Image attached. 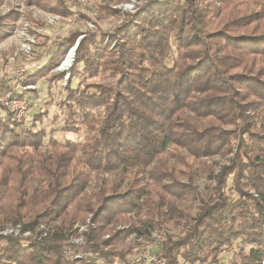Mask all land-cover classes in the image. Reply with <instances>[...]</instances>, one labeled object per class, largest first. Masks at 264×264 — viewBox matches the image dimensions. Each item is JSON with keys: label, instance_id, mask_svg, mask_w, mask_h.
<instances>
[{"label": "trees", "instance_id": "trees-1", "mask_svg": "<svg viewBox=\"0 0 264 264\" xmlns=\"http://www.w3.org/2000/svg\"><path fill=\"white\" fill-rule=\"evenodd\" d=\"M111 2L96 1L100 17L121 15ZM25 3L71 16L66 0ZM246 5L264 20V0H148L108 30L79 13L95 28L70 31L50 63L79 42L62 131L84 126L88 135L60 142L0 101V229L48 228L40 241L0 237V264H149L137 241L159 229L165 264H223L237 241L226 264H264V31L238 25ZM228 11L239 18L216 30ZM16 18L0 17V41ZM101 76L110 83H89ZM8 95L24 98L0 84V98ZM216 156L223 161H205ZM201 179L211 183L204 192ZM88 215L94 226L79 235L73 226ZM112 224L129 234L103 240ZM81 235V246L70 242Z\"/></svg>", "mask_w": 264, "mask_h": 264}, {"label": "rangeland", "instance_id": "rangeland-1", "mask_svg": "<svg viewBox=\"0 0 264 264\" xmlns=\"http://www.w3.org/2000/svg\"><path fill=\"white\" fill-rule=\"evenodd\" d=\"M96 1L99 0H66L68 7L70 8L71 16L69 18H60L52 23L54 15L49 11L43 10L37 6H28L25 0H4L0 3V17L6 14H14L17 16L13 25L8 28L7 34H4L5 38L0 41V84L10 85L15 94L23 95L24 98H15L12 95H8L5 98H0V101L7 107L5 101L7 99H15L17 102L26 107L25 114L22 118L26 123L25 126L32 128L34 131L44 129L47 132L51 130H56L55 138L60 142H65L67 140L82 141L87 135L88 131L84 126H81L78 133H66L62 129L66 123V107L63 102L66 97V82L70 76V68L73 64L79 42H77L73 47L67 50L66 56L57 64V66H52L50 63V58L52 53L57 49V43H60L63 38H65L68 33L75 29H80L86 31L90 28V23L88 19L82 17L79 13L93 19H98L101 26L104 29H111L113 26L121 25L125 23L128 18L120 16L111 17H100L96 11ZM101 0L100 2H102ZM130 0H112L111 4L114 9L128 8ZM144 4V3H143ZM141 4V5H143ZM140 5V6H141ZM238 13L248 15L249 18L239 19V24L250 23L252 21H257L254 26H257V30L260 32L264 31V20L262 16H259L260 9L254 5L241 6L238 9ZM132 12H128L131 14ZM127 14V15H128ZM239 16H230L229 11L222 16L219 21L216 30H223L229 22L234 19H238ZM121 23V24H120ZM43 25V28L40 25ZM82 38V37H81ZM126 48V47H125ZM124 48V49H125ZM173 55L177 57V52L175 47H173ZM74 52V58L72 64L68 69H64L63 65L67 61L69 54ZM169 66L172 65L171 61H168ZM64 74V79L54 78L56 76H61ZM109 74V73H107ZM104 77L107 75L104 73ZM22 78L24 80L23 84L19 89H16L17 85H14L16 79ZM37 79L35 83H31L32 79ZM101 77L90 78L89 83L96 82V84L103 83L109 84V80ZM53 80V81H51ZM56 81V82H55ZM78 80L73 82V86L76 87ZM112 83V82H111ZM24 102V103H23ZM8 110L13 111L9 107ZM104 109L94 110L95 114H98V118H103ZM17 115V113H15ZM42 117L40 121H33L37 117ZM18 117V116H17ZM19 119V118H18ZM46 139L45 142H47ZM47 144V143H46ZM205 161L209 165H213L215 162H222L221 157L216 156L212 158H206ZM106 178L111 179L110 176L106 175ZM95 180L92 181L94 183ZM187 182V181H186ZM211 184L207 179H201L197 182L200 190L204 192L205 186ZM88 193L91 190H87ZM181 205L184 208H189L193 205V201L182 202ZM92 215H88L85 222H79L73 226L74 231L76 230L78 234H84L88 231L89 225L94 226L92 223ZM38 232L41 228H38ZM170 234H178L181 229H176L171 226ZM167 229H159L154 237H149L147 239H141L137 241L140 251L145 257L143 248L149 242L161 243L160 248L162 249L164 242L167 241ZM125 231L129 234L130 230L127 226L122 224L108 226L106 234L103 240H109L114 234V232ZM32 236L40 237V234L34 233ZM83 239L84 235L80 237L71 238V241ZM133 239L130 237L129 241ZM84 242V241H83ZM242 246L240 241H237L235 245L224 251L222 255V263L226 264L231 258H233L234 253ZM159 256V255H157ZM165 258L164 256H160ZM149 263V262H147ZM150 264V263H149Z\"/></svg>", "mask_w": 264, "mask_h": 264}, {"label": "built area", "instance_id": "built-area-1", "mask_svg": "<svg viewBox=\"0 0 264 264\" xmlns=\"http://www.w3.org/2000/svg\"><path fill=\"white\" fill-rule=\"evenodd\" d=\"M99 1H101V0H99ZM147 1L148 0H130V3L127 4L128 8H125V9L119 8L117 6L118 10H120V13H121L120 16L124 17L125 14L128 12L134 13L141 4H143ZM69 11H70V8H69ZM120 16H119V18H120ZM53 17H54V19H52L53 20L52 23H54L55 21H58L57 19L62 18V17L57 16V15H54ZM89 25H90L89 29L92 30L95 28V25L92 22ZM23 82H24V80H22V78L16 79V82L14 83V85H17V87H15V88L19 89V87H21ZM17 101L18 100H15V99H7L5 101V103H6L7 107H9L10 109H12L13 111H17L15 113H17V116L20 119L24 116L25 111H26V107L24 106V104L20 105ZM40 228H41V231L38 232L39 234L42 233V231L46 232L48 230V228H46L44 226H42ZM0 230H1L0 231V237H4V238H6V237H17V238H22V239H27V240L31 239L34 241H40L42 238L41 235H40V237L32 236L33 233H31L30 231H27V230L23 231V229L20 225L3 227ZM156 233L157 232H154L152 234L154 239H155V236L157 235ZM45 235H46V233L44 234V236ZM83 241H84L83 239H77L74 241L70 240V242H72L73 244H75L77 246H81L83 244ZM160 246H161V243L154 242V240H153L152 242H149V244L147 243L145 245V247L143 248L145 258L150 264H165L166 263L165 258L156 255V253L161 249ZM65 253L67 255L70 254L69 249L65 250ZM75 258L78 259V258H81V256L79 254H77V255H75Z\"/></svg>", "mask_w": 264, "mask_h": 264}, {"label": "bare ground", "instance_id": "bare-ground-1", "mask_svg": "<svg viewBox=\"0 0 264 264\" xmlns=\"http://www.w3.org/2000/svg\"><path fill=\"white\" fill-rule=\"evenodd\" d=\"M74 58V53L73 51L69 54V57L67 58V61L65 62V64L63 65L64 69H68L69 66L72 64V60Z\"/></svg>", "mask_w": 264, "mask_h": 264}, {"label": "water", "instance_id": "water-1", "mask_svg": "<svg viewBox=\"0 0 264 264\" xmlns=\"http://www.w3.org/2000/svg\"><path fill=\"white\" fill-rule=\"evenodd\" d=\"M74 53V52H73Z\"/></svg>", "mask_w": 264, "mask_h": 264}]
</instances>
